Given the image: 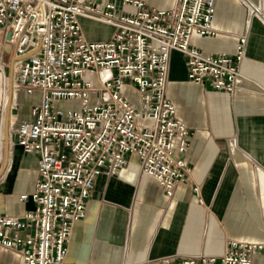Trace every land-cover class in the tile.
<instances>
[{"label":"built area","instance_id":"2783aa9c","mask_svg":"<svg viewBox=\"0 0 264 264\" xmlns=\"http://www.w3.org/2000/svg\"><path fill=\"white\" fill-rule=\"evenodd\" d=\"M123 5L128 9L116 0H0V77L9 74L14 57L12 90L41 94L31 119L12 123L16 142L38 158L35 189L20 195L36 207L21 216L0 215V246L17 251L19 264H69L72 227L85 217L97 177L119 174L132 153L169 197L179 183L191 181L184 154L192 130L167 95L172 52L184 56L187 80L230 95L238 89L246 35L233 55L204 53L191 44L194 34H215L216 0H176L169 9L144 0ZM248 8L264 22L261 3ZM81 16L113 26L111 37L88 39ZM124 87L131 94H123ZM76 99L78 108L61 109L62 101ZM193 188L199 196L200 186ZM260 253L264 242L230 239L222 254L165 262L253 264Z\"/></svg>","mask_w":264,"mask_h":264},{"label":"crops","instance_id":"0c3cea01","mask_svg":"<svg viewBox=\"0 0 264 264\" xmlns=\"http://www.w3.org/2000/svg\"><path fill=\"white\" fill-rule=\"evenodd\" d=\"M144 1L161 9L176 4ZM248 3H261L264 11V0H216L215 34L191 38L204 53L233 55L247 36L234 94L187 80L184 56L171 55L167 95L177 118L192 130L184 154L191 181L179 183L169 197L157 178L141 172L136 153L119 174L99 175L85 217L73 224L69 264H173L165 259L222 254L230 239L264 242V22L250 14ZM80 22L90 40H107L114 31L85 16ZM12 76L0 77V215L21 216L36 207L20 195L35 189L38 158L16 142L12 123L30 120L41 94L15 93ZM194 185L200 186V198ZM20 259L17 251L0 246V264ZM253 264H264V253Z\"/></svg>","mask_w":264,"mask_h":264},{"label":"rangeland","instance_id":"374dc122","mask_svg":"<svg viewBox=\"0 0 264 264\" xmlns=\"http://www.w3.org/2000/svg\"><path fill=\"white\" fill-rule=\"evenodd\" d=\"M118 7L123 8V9H128L127 5H123L122 0H116ZM103 3V2H102ZM10 55L11 53L7 54V60H10ZM10 70V68H9ZM123 94H129L130 93V89L128 87H124L122 90ZM131 94V93H130ZM97 94H94L91 98L92 103L95 102V100L97 99ZM132 100L136 101L137 104H140V100L138 96H133L132 95ZM81 105L79 100H73V101H62L60 103L61 109H63L64 111H68L69 109H74V108H78ZM142 123H150L151 120H141Z\"/></svg>","mask_w":264,"mask_h":264},{"label":"water","instance_id":"95a60500","mask_svg":"<svg viewBox=\"0 0 264 264\" xmlns=\"http://www.w3.org/2000/svg\"><path fill=\"white\" fill-rule=\"evenodd\" d=\"M10 36H11V34H10V32H8V33H7V38L9 39ZM5 47H6V50L9 51V49H10V44L7 43V44L5 45ZM13 60H14V57L12 58L11 66H10V72H11V75L13 74ZM12 77H13V76H12Z\"/></svg>","mask_w":264,"mask_h":264},{"label":"bare ground","instance_id":"6f19581e","mask_svg":"<svg viewBox=\"0 0 264 264\" xmlns=\"http://www.w3.org/2000/svg\"><path fill=\"white\" fill-rule=\"evenodd\" d=\"M10 95V94H9ZM6 101H7V99H6Z\"/></svg>","mask_w":264,"mask_h":264}]
</instances>
